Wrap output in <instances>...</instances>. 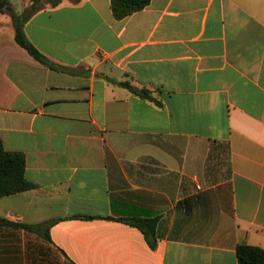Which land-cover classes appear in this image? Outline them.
I'll list each match as a JSON object with an SVG mask.
<instances>
[{"label": "crops", "instance_id": "obj_1", "mask_svg": "<svg viewBox=\"0 0 264 264\" xmlns=\"http://www.w3.org/2000/svg\"><path fill=\"white\" fill-rule=\"evenodd\" d=\"M58 1L24 25L45 67L0 14V139L30 185L0 197V217L41 230L0 224V264H238L239 245L264 249V0L125 16ZM130 218L156 221L154 248Z\"/></svg>", "mask_w": 264, "mask_h": 264}, {"label": "trees", "instance_id": "obj_2", "mask_svg": "<svg viewBox=\"0 0 264 264\" xmlns=\"http://www.w3.org/2000/svg\"><path fill=\"white\" fill-rule=\"evenodd\" d=\"M30 4L25 7L22 13L18 14L11 3V0H0V14H8L15 27V36L13 38L15 45L24 52L23 58L27 62L36 66L45 67L48 65L45 56L34 46L28 39L24 25L26 21L33 16L37 11L46 7L50 3L52 6L59 4L58 0H29ZM150 0H112L113 9L119 16L128 15L134 11L145 7ZM2 41V38L1 40ZM124 87L129 89L134 94L145 99L152 100L157 104H161L148 89H140L133 86L129 82L122 83ZM25 158L21 153L7 151L0 139V197L14 194L27 189L30 185L25 179ZM129 224L138 227L143 231L147 241L151 247H155V225L153 219L130 218L124 219ZM0 224H11L22 226L27 229L41 231L39 226H31L12 222L0 217ZM43 234L50 238L49 231L46 230ZM238 264H264V249L251 245H239L237 248ZM70 264H75L70 262Z\"/></svg>", "mask_w": 264, "mask_h": 264}, {"label": "rangeland", "instance_id": "obj_3", "mask_svg": "<svg viewBox=\"0 0 264 264\" xmlns=\"http://www.w3.org/2000/svg\"><path fill=\"white\" fill-rule=\"evenodd\" d=\"M11 1H13L16 4L18 9L21 7V1L20 0H11Z\"/></svg>", "mask_w": 264, "mask_h": 264}]
</instances>
